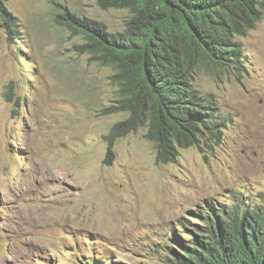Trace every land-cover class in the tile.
<instances>
[{"label":"rangeland","instance_id":"374dc122","mask_svg":"<svg viewBox=\"0 0 264 264\" xmlns=\"http://www.w3.org/2000/svg\"><path fill=\"white\" fill-rule=\"evenodd\" d=\"M7 8L18 35L13 42L0 27V264H169L178 222L205 200L263 203L264 13L240 39L241 73L195 76L227 120L219 140L163 164L140 127L116 140L107 163L106 136L128 113L111 112L115 70L63 16L114 33L128 11L95 0H9Z\"/></svg>","mask_w":264,"mask_h":264},{"label":"trees","instance_id":"16d2710c","mask_svg":"<svg viewBox=\"0 0 264 264\" xmlns=\"http://www.w3.org/2000/svg\"><path fill=\"white\" fill-rule=\"evenodd\" d=\"M8 1L0 0V27L14 42L17 18ZM95 1L104 10L129 13L123 31L114 33L96 20L63 16L86 36L95 60L115 70L120 95L111 112L128 113L106 136V162L113 160L116 140L140 127H147L156 162L163 164L176 162L181 148L219 140L227 120L195 76L203 68L242 72L246 55L240 39L262 18L264 0ZM177 231L166 246L169 264H264V201L205 200L178 222Z\"/></svg>","mask_w":264,"mask_h":264}]
</instances>
